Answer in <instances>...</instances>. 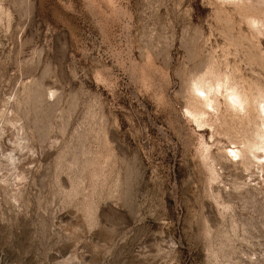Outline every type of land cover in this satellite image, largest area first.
Listing matches in <instances>:
<instances>
[{
  "label": "rangeland",
  "instance_id": "obj_1",
  "mask_svg": "<svg viewBox=\"0 0 264 264\" xmlns=\"http://www.w3.org/2000/svg\"><path fill=\"white\" fill-rule=\"evenodd\" d=\"M263 109L264 0H0V264H264Z\"/></svg>",
  "mask_w": 264,
  "mask_h": 264
},
{
  "label": "bare ground",
  "instance_id": "obj_2",
  "mask_svg": "<svg viewBox=\"0 0 264 264\" xmlns=\"http://www.w3.org/2000/svg\"><path fill=\"white\" fill-rule=\"evenodd\" d=\"M202 90H203V89H202ZM198 91H200V90H198ZM232 99H233V98H232ZM237 100H238V99H237ZM234 101H236V100H234ZM239 103H240V102H239ZM239 103H238V104H239ZM262 111L264 112V109H263ZM230 153H231V152H230ZM234 156H235V155H234Z\"/></svg>",
  "mask_w": 264,
  "mask_h": 264
}]
</instances>
